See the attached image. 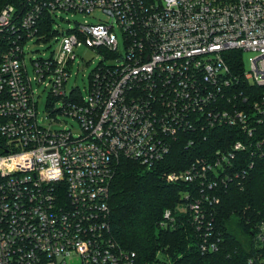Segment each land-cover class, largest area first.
Listing matches in <instances>:
<instances>
[{
  "label": "built area",
  "instance_id": "built-area-1",
  "mask_svg": "<svg viewBox=\"0 0 264 264\" xmlns=\"http://www.w3.org/2000/svg\"><path fill=\"white\" fill-rule=\"evenodd\" d=\"M96 11L112 21H86L65 33L56 57L32 60V79L25 46L41 36L43 16ZM83 46L117 62L94 71L88 98L75 92L68 99L69 66ZM230 51L255 53L251 71L234 75L225 58ZM35 81L64 100L49 114L77 120L80 134L40 124ZM243 82L264 88V0L0 3V264H139L111 236L118 163L124 158L152 168L178 133L226 126L239 136L228 150L166 175L170 184L193 186L185 195L188 221L202 252H217L215 193L264 157V95L251 105L237 92ZM164 218V228H175L171 211ZM263 233L261 227L257 235Z\"/></svg>",
  "mask_w": 264,
  "mask_h": 264
},
{
  "label": "trees",
  "instance_id": "trees-1",
  "mask_svg": "<svg viewBox=\"0 0 264 264\" xmlns=\"http://www.w3.org/2000/svg\"><path fill=\"white\" fill-rule=\"evenodd\" d=\"M50 19L43 16L40 33L54 35ZM225 58L233 74L241 76V51H230ZM237 92L249 96L252 105L260 101L264 88L243 82ZM237 133L226 126L182 131L171 137L169 154L152 168L120 160L109 198L111 236L135 252L139 264H264V233L257 235L264 227V157L255 159L246 177L232 179L215 193L220 202L210 211L219 238L217 252H202V238L188 221L185 195L193 186L166 179L168 173L183 171L198 159L212 158L219 149L228 150L239 140ZM167 210L177 219L175 228L162 226Z\"/></svg>",
  "mask_w": 264,
  "mask_h": 264
},
{
  "label": "rangeland",
  "instance_id": "rangeland-1",
  "mask_svg": "<svg viewBox=\"0 0 264 264\" xmlns=\"http://www.w3.org/2000/svg\"><path fill=\"white\" fill-rule=\"evenodd\" d=\"M97 18V19H96ZM52 32H57L52 36V39L47 38V34L42 33L39 38L27 41L26 49V64L29 76L35 79L37 74L34 69L32 60L38 58L56 57L60 47L62 37L70 30H75L80 24L86 21L89 23H97L98 20L112 21L107 15L101 11H96L93 15H86L83 13L61 12L51 17ZM50 19V20H51ZM115 32L118 40V54L125 53V38L123 31L117 24ZM76 59L74 63L69 66L70 78L66 84V94L68 99L75 90L76 96H83L88 98V91L90 89L91 78L94 71L100 64L114 65L117 62L115 57L107 58L103 52L97 53L94 49L83 46L75 49ZM243 69L245 72L251 71L252 61L256 54L248 51H241ZM33 88L36 92L38 118L42 126L50 127L53 131H60L63 129H72L74 134L81 133V126L77 120L58 113L57 115H50V111L59 110L64 106L63 99H57L50 95L49 89L43 85H39L36 81L33 83Z\"/></svg>",
  "mask_w": 264,
  "mask_h": 264
}]
</instances>
